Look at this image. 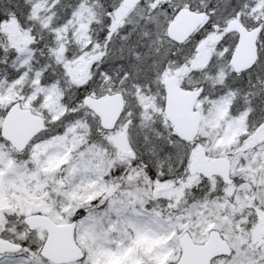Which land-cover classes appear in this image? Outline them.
Returning a JSON list of instances; mask_svg holds the SVG:
<instances>
[{"label": "snow or ice", "instance_id": "snow-or-ice-1", "mask_svg": "<svg viewBox=\"0 0 264 264\" xmlns=\"http://www.w3.org/2000/svg\"><path fill=\"white\" fill-rule=\"evenodd\" d=\"M0 264H264V0H0Z\"/></svg>", "mask_w": 264, "mask_h": 264}]
</instances>
